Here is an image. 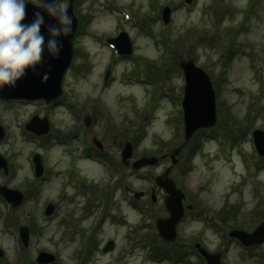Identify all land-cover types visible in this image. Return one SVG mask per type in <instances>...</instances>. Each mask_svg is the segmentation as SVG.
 <instances>
[{"label":"rangeland","instance_id":"374dc122","mask_svg":"<svg viewBox=\"0 0 264 264\" xmlns=\"http://www.w3.org/2000/svg\"><path fill=\"white\" fill-rule=\"evenodd\" d=\"M185 1L76 0L74 55L60 105L0 102V156L8 167L7 175L0 171V186L23 195L13 209L0 198V264H35L41 252L52 255L53 264H173L152 259L148 243L180 252L176 264H201L190 253L196 245L218 251L219 264H264V244L244 248L228 240L230 231L250 233L264 222V159L251 136L264 133V0ZM165 8L171 9L166 24L160 18ZM120 32L131 45L123 59L107 46ZM188 60L210 80L216 122L197 130L171 165L172 151L183 142L178 67ZM84 115L90 116L86 128ZM32 116L47 119V135L24 130ZM94 140L114 172L85 157L83 149L94 147ZM195 142L199 149L190 156ZM127 143L132 155L125 166L120 152ZM34 154L42 160L38 179ZM143 157L156 158V165L132 170ZM169 167L191 209L184 210L176 241L162 243L153 222L167 217L165 195L152 181ZM125 188L142 194L133 201L135 213L127 210ZM105 197L127 224L100 222ZM47 204L54 208L44 216ZM19 226L28 228L27 247L19 243ZM129 227H136L130 246ZM106 240L114 247L102 251Z\"/></svg>","mask_w":264,"mask_h":264},{"label":"water","instance_id":"95a60500","mask_svg":"<svg viewBox=\"0 0 264 264\" xmlns=\"http://www.w3.org/2000/svg\"><path fill=\"white\" fill-rule=\"evenodd\" d=\"M75 0H68V14L73 18V31L70 37L64 41L63 51L56 59H50L47 55L42 57V66L35 72H28L25 76L16 83L13 88H5L0 90V102H34L42 101L44 104H49L61 97V82L66 70L68 69L72 60V40L77 28V20L73 14V3ZM189 2V1H187ZM38 5L28 3L26 6V18L30 19L31 14L35 11ZM169 9L165 8L162 12V21L164 24L168 22ZM46 22H48L46 20ZM124 33H120L115 39L107 40L109 45H112L118 55L128 56L131 52L129 40ZM46 79H41L39 73L49 68ZM184 76L183 100L181 103L183 113V143L175 148L170 155L171 165L176 163V157L179 156L181 149L187 144L197 130L211 129L215 125V98L211 83L207 75L199 68L194 66L193 61L181 62L179 67ZM108 72L105 74L104 80L108 77ZM85 126L90 124V119L85 118ZM48 123L46 118L39 119L33 116L24 127L36 136L45 135L48 132ZM252 140L254 149L259 157L264 158V133L262 131H254L252 133ZM4 138V130L0 126V141ZM94 144L100 149V145L94 140ZM121 153V163L127 165L128 159L131 158L132 148L130 144H125ZM34 167V176L39 178L42 175L41 160L38 155L32 157ZM157 159L154 157L140 158L132 164L135 170L151 167L156 165ZM7 165L4 159L0 156V170L4 175L7 174ZM170 167L162 174L154 179L155 185L161 189L165 194L163 204L168 213V218L157 219L155 228L158 235L167 242L175 241L176 226L184 214L182 200L184 195L180 190L176 189L174 181L169 178ZM141 193H135L134 198L139 199ZM0 197L12 208L21 205L23 201L22 194L17 190L7 189L6 186H0ZM152 194V201H154ZM44 216H49L53 211V205L48 204L44 207ZM188 210L190 206L186 207ZM252 233L242 231H232L229 237L236 239L244 248L251 246H258L264 244V222L259 224ZM18 238L24 247H27L29 242V234L27 227L21 226L18 229ZM111 249V244H106L103 251ZM198 253L204 258L206 264H219L220 255H211L206 253L203 248L196 245ZM2 252L0 251V257ZM36 264H52L54 262L53 256L47 253H39L35 258Z\"/></svg>","mask_w":264,"mask_h":264},{"label":"clouds","instance_id":"9594fccd","mask_svg":"<svg viewBox=\"0 0 264 264\" xmlns=\"http://www.w3.org/2000/svg\"><path fill=\"white\" fill-rule=\"evenodd\" d=\"M28 2L0 0V90L15 87L26 73L35 72L44 55L58 58L73 31L68 0H38L30 19ZM49 71L50 66L40 78L46 79Z\"/></svg>","mask_w":264,"mask_h":264},{"label":"flooded vegetation","instance_id":"af4514ba","mask_svg":"<svg viewBox=\"0 0 264 264\" xmlns=\"http://www.w3.org/2000/svg\"><path fill=\"white\" fill-rule=\"evenodd\" d=\"M54 106L60 105L59 102L53 104ZM52 105V106H53ZM85 116V115H84ZM89 116V115H86ZM83 130V128H82ZM45 140V138H43ZM83 153H85V157L87 156L89 159H91L93 162H95L96 164H101V166L105 163L104 160L102 159V157H104L105 152L104 151H98L95 149V147H89V145L83 149ZM126 194L129 195L128 200H127V210L129 211V214L131 213H135L138 211V204L134 203L133 201L135 199H132L131 197V190H128L127 188H125ZM153 192V191H152ZM104 197V196H103ZM106 198V197H105ZM132 199V200H131ZM103 205V210H102V214H101V219L100 222L103 221L104 219H109L110 224L112 226H116V227H121L122 225L127 224V222H125V218L123 219L122 215L118 214L119 212H115L116 210H114L115 206H111V201L108 199V197L106 198L104 204ZM134 228L136 227H129L128 229H126V234L128 239V246H130L133 243V235L135 236L136 234H134ZM253 231V230H252ZM250 231V232H252ZM107 243L111 244L112 247H114V244L111 240H106L105 243L102 246V251L104 248V245H106ZM192 255L196 256L197 259L199 260V262H201L200 258L198 255H196L195 253ZM213 254H217L218 251L212 252ZM202 264V262H201Z\"/></svg>","mask_w":264,"mask_h":264},{"label":"trees","instance_id":"16d2710c","mask_svg":"<svg viewBox=\"0 0 264 264\" xmlns=\"http://www.w3.org/2000/svg\"><path fill=\"white\" fill-rule=\"evenodd\" d=\"M193 142H194V141H193ZM194 144H195L194 147H193V148H190V156H191L196 150L199 149L198 143L195 142ZM102 159H103L104 161H106V162L109 161L106 157H105V158L102 157ZM151 252H152V257H153V258H156V259H158V260H160V261L168 260V259L170 260V259L172 258L173 255L177 257V254H176V253H175V254L173 253V254L171 255V254L166 253V251H163V252H162V250H159V248H158V249L153 248V250H152V248H151ZM172 259H173V258H172ZM175 260H177V258L174 259V260H172V261L174 262Z\"/></svg>","mask_w":264,"mask_h":264}]
</instances>
